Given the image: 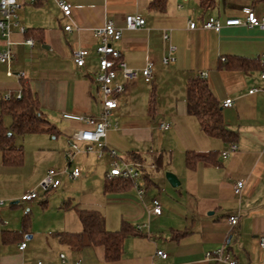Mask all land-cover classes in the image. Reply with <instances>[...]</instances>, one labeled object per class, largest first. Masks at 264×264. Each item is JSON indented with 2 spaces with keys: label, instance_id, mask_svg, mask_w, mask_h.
Wrapping results in <instances>:
<instances>
[{
  "label": "crops",
  "instance_id": "obj_1",
  "mask_svg": "<svg viewBox=\"0 0 264 264\" xmlns=\"http://www.w3.org/2000/svg\"><path fill=\"white\" fill-rule=\"evenodd\" d=\"M66 1L73 8L70 18L63 16L55 0H36L34 4H24L18 11L19 21L28 32L15 31L11 35L14 60L11 65L0 63V117L5 93L21 90L24 79L38 98L45 117L57 129L51 135L64 134L67 138L73 129L83 128L79 123L65 120L66 113L99 118L102 96L94 82L98 69L95 49L99 42L95 29L107 21L124 28L127 15H142L146 27L124 30L114 46L123 52L124 60L132 68L142 69L147 61H153L155 75L150 83L139 79L118 98V108L111 117L118 128H111L105 141L119 147L117 139L113 135L109 137L117 132L120 141H130L129 144L126 140L131 149L126 151L125 159L155 162L158 170L138 180L147 188L143 200L133 185L109 191L105 188V193H113L117 200L113 210L98 211L104 216L107 230L117 232L123 223L135 230L126 237L119 260L108 261L102 246L80 248L75 241H63L56 235L81 234L83 224L78 210L95 209L76 207L65 223L61 221L39 233L29 221L21 222L15 215H9V210L3 211L4 206L0 210V264H75L78 261L81 264H223L206 258L207 252L219 248H224L239 264H264V248L260 242L264 237V92L249 93L253 88L264 86L261 79L264 31L224 27L216 32L202 28L210 16L224 23L230 18H243L246 8L263 13L264 0H216L213 9L202 8L200 0H169L164 12L150 10L151 0ZM190 21L196 23L195 30L189 29ZM68 25L73 27L70 32L65 31ZM166 29L172 30L171 43L177 49L176 60L170 65L163 63L168 47L163 40ZM29 39L34 41L33 46L26 43ZM6 48L7 38L0 34V51ZM77 49L90 51L83 68L77 67L73 60ZM223 58H244L254 61L257 67H251L250 71L221 68ZM9 70L12 76L8 75ZM204 72L221 106L227 99L234 101L232 108L222 107L224 122L236 136L233 141L207 136L197 119L188 113L187 82ZM20 73L24 76L20 77ZM153 87L158 96L152 113L149 104ZM56 117L68 129L64 133L51 119ZM161 123L170 124L171 128L166 130L169 134L160 137L174 139L173 147L158 139L157 133H165L159 128ZM231 143L238 150L224 160L221 154ZM81 147L85 144L81 143ZM190 151L200 155L214 153L215 158L209 162L198 161L191 170L186 164ZM89 155L95 154L81 153L75 159ZM98 159L106 160V174L111 169L109 158ZM14 167L17 166L3 162L0 152V191L14 185L13 181L6 180L8 171ZM167 172L177 176L178 187L169 184ZM39 180L40 177L36 178L35 185H22L21 193L9 195L11 207L23 203L21 197L29 188L37 187ZM120 181L115 179L113 184ZM237 181L244 182L241 195L234 193ZM155 198L162 205L160 216L147 212ZM29 213L30 210L25 213L26 221ZM6 214L9 216L3 218ZM232 215L238 216L236 226L228 221ZM23 242L27 247L20 251ZM158 251L165 252L167 257L158 256ZM61 255L65 256L64 261Z\"/></svg>",
  "mask_w": 264,
  "mask_h": 264
},
{
  "label": "built area",
  "instance_id": "obj_2",
  "mask_svg": "<svg viewBox=\"0 0 264 264\" xmlns=\"http://www.w3.org/2000/svg\"><path fill=\"white\" fill-rule=\"evenodd\" d=\"M36 0H0V34L7 38V48L0 51V63L11 65L14 60V53L11 49L13 44L11 35L17 31L20 34H25L27 29L19 21L18 11L24 4H34ZM57 4L64 17L70 18L73 14V8L70 3L65 0H58ZM243 18H230L221 22L216 16H210L203 22L202 28L204 30H212L220 32L224 27H246L249 29L258 28L264 31V12L259 16L251 8L243 10ZM146 19L139 14H129L125 17L124 28L117 27L113 21H107L103 26L95 29V36L99 42L95 49V53L98 59V69L94 73V82L98 88L99 93L102 96V112L99 118H95L89 115L82 114H70L63 115L65 120L76 122L83 125V128L73 129L68 135L69 148L65 152V158L67 165L62 169H50L46 176L39 182L35 188H29L21 197L23 203H32L40 197V193L46 194L53 190L58 189L62 184V178L66 177L69 180L75 181L81 178L82 173L78 167L73 166L75 157L78 154H95L98 158L108 157L111 165L110 171L106 173L108 181L115 179L130 180L133 182V187L137 192L139 199L143 200L147 188L144 184L138 183V180L144 177H149L151 172L158 170L155 162L145 163L143 161L127 160L124 157H120L116 149H111L106 143L107 133L111 128L117 129V123L111 121L114 110L118 108V98L124 94L127 88L136 83L139 79H143L145 82H152L155 75L154 62L149 60L146 66L142 69H136L130 67L123 58V52L114 46L115 42L121 40L123 31H136L146 27ZM189 29L195 30L197 28L196 23L190 21ZM72 25L65 27V31H72ZM172 30H163V40L168 44L167 54L163 58L164 65H170L175 62L176 47L171 43ZM26 43L33 46L34 41L29 39ZM90 56L88 49H77L73 52V60L77 67L83 68L87 64V59ZM263 72L261 79L264 81V58L261 59ZM9 76L13 75V72L9 70ZM20 77L24 76V73L19 74ZM203 78H207V73H202ZM264 92V86L262 88H253L250 90V94L257 92ZM21 90L17 92L8 91L4 95L5 101L12 99H21ZM234 105L233 99H227L223 102V108H232ZM159 128L163 131L171 128L168 123H161ZM81 143L85 144V147H81ZM238 146L235 143H231L229 147L222 152V158L228 159L233 153L237 152ZM244 188V182L237 181L234 185V193L241 195ZM7 205L6 200L0 199V210ZM149 214L158 215L162 214V205L158 198L152 200L151 206L147 208ZM228 221L232 226L238 224V216L232 215L228 217ZM141 228L138 227V230ZM261 246L264 248V237L260 239ZM27 247L26 242H23L19 249L24 251ZM157 255L166 258L167 254L163 251H158ZM206 258L223 264H239L236 258L232 257L224 248H219L207 252ZM61 259H65L64 255H61ZM37 264H42L41 262ZM75 264H81L80 261Z\"/></svg>",
  "mask_w": 264,
  "mask_h": 264
},
{
  "label": "trees",
  "instance_id": "obj_3",
  "mask_svg": "<svg viewBox=\"0 0 264 264\" xmlns=\"http://www.w3.org/2000/svg\"><path fill=\"white\" fill-rule=\"evenodd\" d=\"M168 1L151 0L149 9L156 12H164ZM215 4L216 0H200V5L204 9H213ZM253 62L244 58H223L220 67L250 71L253 67H257L254 66L256 64ZM21 86L22 96L20 100H3L1 103L0 152L3 162L7 165L19 166L24 160L23 147L15 145L14 139L16 136L35 133L54 134L57 130L45 117L38 98L24 79L21 81ZM186 98L188 113L197 119L203 133L213 138L235 140V133L225 124L222 116V106L213 94L207 78H203L201 75L189 78L186 85ZM156 101V89L153 87L149 104V110L152 113L154 112ZM5 116L11 117L12 123L10 127H6L3 124V117ZM213 158H215L214 153L200 155L190 151L186 156V164L192 170L198 161H210ZM160 161L161 159L158 160L159 164ZM130 185H133V182L130 180H121L119 183H115V185L113 181H107L105 188L106 191H109L113 188L115 189V187L121 186L123 188ZM78 213L83 224L82 233L79 235L58 233L56 235L63 241H75L80 248L91 245L102 246L105 249V257L108 261L119 260L123 253L126 237L134 233L135 230L127 223H123L119 231L110 232L107 230L104 216L100 212L80 209Z\"/></svg>",
  "mask_w": 264,
  "mask_h": 264
},
{
  "label": "rangeland",
  "instance_id": "obj_4",
  "mask_svg": "<svg viewBox=\"0 0 264 264\" xmlns=\"http://www.w3.org/2000/svg\"><path fill=\"white\" fill-rule=\"evenodd\" d=\"M57 1L55 0L56 3ZM54 11L55 9H52V14H54ZM261 14L262 12L258 15L261 16ZM163 93L166 92L164 91ZM51 119L55 121L62 133L66 131L67 128L64 127L59 118ZM11 123V117H3V124L6 127H10ZM164 132L156 134L157 137L159 136L158 139L160 141L165 140V137L163 139L160 135L169 134V132ZM116 134L118 135L117 132H113L109 137L113 135L120 146H113L108 141L109 145H107L111 149H116L120 157H126V151L131 149L126 142L128 141L127 143L130 144V141L122 139V141H125L123 143L118 139L119 135L117 136ZM14 142L15 145L23 147L24 160L20 166L8 171L6 180L13 181L11 183L14 185L0 191V197L7 201V205L3 211L9 210V215H15L21 222L24 221L26 223L29 221L33 230L41 233L61 221L65 223L70 218V214H72L70 212H75L76 207L90 208L97 211H104L106 209L111 211L114 209L113 206L115 207V202H117L115 195L110 192L105 193V183L108 181L105 172L108 170V165L106 160L98 159L95 155H89V157L78 156L75 159L74 167L80 169L82 173L81 178L72 181L64 177L58 189L49 192L47 196L43 195L44 198H42V193H40V197L35 200L34 204L27 205L20 203L18 207H11V200L7 197L12 194L21 193L19 190L22 185H33L36 178L39 179V177L41 180L47 170L62 169L67 163L65 152L68 150V137L66 138L64 134L57 136L48 133L28 134L16 136ZM164 142L168 147L174 146V139L170 140V138H167ZM27 210H30V213L26 217L28 219L26 221L24 217ZM9 215L6 214L3 218Z\"/></svg>",
  "mask_w": 264,
  "mask_h": 264
},
{
  "label": "water",
  "instance_id": "obj_5",
  "mask_svg": "<svg viewBox=\"0 0 264 264\" xmlns=\"http://www.w3.org/2000/svg\"><path fill=\"white\" fill-rule=\"evenodd\" d=\"M165 176H166L167 181L172 187L176 188L180 185L179 179L172 172H167Z\"/></svg>",
  "mask_w": 264,
  "mask_h": 264
}]
</instances>
